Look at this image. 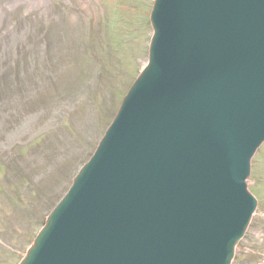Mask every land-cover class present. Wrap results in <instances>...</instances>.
Returning <instances> with one entry per match:
<instances>
[{"label": "water", "instance_id": "obj_1", "mask_svg": "<svg viewBox=\"0 0 264 264\" xmlns=\"http://www.w3.org/2000/svg\"><path fill=\"white\" fill-rule=\"evenodd\" d=\"M149 61L20 264H229L264 140V0H155Z\"/></svg>", "mask_w": 264, "mask_h": 264}, {"label": "rangeland", "instance_id": "obj_2", "mask_svg": "<svg viewBox=\"0 0 264 264\" xmlns=\"http://www.w3.org/2000/svg\"><path fill=\"white\" fill-rule=\"evenodd\" d=\"M153 0H0V264H18L147 60ZM257 198L232 264L264 259Z\"/></svg>", "mask_w": 264, "mask_h": 264}]
</instances>
